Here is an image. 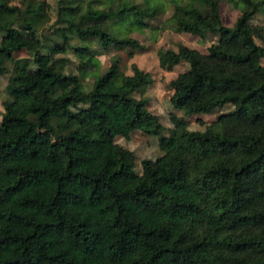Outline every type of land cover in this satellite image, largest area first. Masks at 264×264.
<instances>
[{
    "label": "trees",
    "instance_id": "obj_1",
    "mask_svg": "<svg viewBox=\"0 0 264 264\" xmlns=\"http://www.w3.org/2000/svg\"><path fill=\"white\" fill-rule=\"evenodd\" d=\"M12 1L0 0V75L12 67L0 122V264H264V29L252 24L264 0H229L239 11L231 27L221 0L172 2L178 33L219 38L204 54L158 52L165 72L188 65L168 84L169 104L186 116L234 108L204 132L172 114L162 156L143 160L140 174L115 139L162 130L148 100L134 97L153 80L134 64L125 75L117 58L100 71L92 45L141 49L112 26L133 18L146 27L142 17L161 8L56 0L47 27L54 10L44 1ZM68 54L92 69L89 91Z\"/></svg>",
    "mask_w": 264,
    "mask_h": 264
},
{
    "label": "rangeland",
    "instance_id": "obj_2",
    "mask_svg": "<svg viewBox=\"0 0 264 264\" xmlns=\"http://www.w3.org/2000/svg\"><path fill=\"white\" fill-rule=\"evenodd\" d=\"M21 1L22 0H13L11 5L20 6ZM39 1H44L51 10H54L56 7V0ZM228 2L229 0H221L220 12L224 25L231 27L235 19L239 16V11L233 9ZM147 3L148 0H145V4ZM103 6L104 5L99 6L98 9H104ZM156 6L161 8L160 13L153 16L142 17V21L146 24V27L139 29L136 26H132L130 23L133 22V18H129L126 20V23L121 26H112V33L117 34L116 36L128 37L136 41L141 49H131L129 47L116 50L111 48L106 52H101L96 45H92V50L95 52V60L99 64L100 71L105 72L110 66L111 61L117 58L120 61V69L125 75H132L131 66L134 64L141 71L148 73L153 80L150 86L145 87L144 90L139 93H135L134 97L137 99L145 98L148 100L147 108L152 114L159 118L162 130L156 136H145L139 131H135L131 134L129 140L124 139L125 144L123 147L126 149H128L130 145H137L136 150L133 153L135 154V172L138 174L141 173V162L143 160H155L162 156V152L159 150V144L168 141L173 134V125L170 121L172 114L183 118L187 122L188 128L196 125L199 128L204 129L205 125L215 121L218 116L231 112L234 108L231 105H227L210 114H198L192 116H186L181 111L172 108L169 104L172 91H170L168 84L179 74L187 71L188 65L180 64L176 66L172 72H165L159 67L158 52L167 49L175 51L179 45H184L204 54L211 45L217 43L219 36L211 33H207L203 36L178 33L175 23L170 19L172 7L169 6L168 0H163V2H159L158 0ZM55 17L56 14L54 10L50 15L47 27H50L55 22ZM4 21L12 23L15 27L19 25L17 15H6ZM252 24L264 29V5L259 8L258 13L252 20ZM48 33L47 30L43 32L45 35ZM71 44L78 45L79 41L76 38H73ZM101 56H107L109 59L104 64H101ZM27 58L28 57L25 53L18 54L16 57L18 61L15 66L19 68L23 67L24 63L20 61V59ZM67 58L69 60V68L72 71V74L77 76L83 88L86 91H89L94 81L93 77H95L89 75L91 74L92 69L80 68L78 60L71 54H68ZM9 71L8 74L0 75V106L3 107L4 104L10 100L6 87L12 77L11 66ZM166 81L168 82L166 83ZM158 107L165 109L166 114L164 116L157 115ZM169 125H171V127H169ZM119 139V137L116 138L115 142Z\"/></svg>",
    "mask_w": 264,
    "mask_h": 264
},
{
    "label": "clouds",
    "instance_id": "obj_3",
    "mask_svg": "<svg viewBox=\"0 0 264 264\" xmlns=\"http://www.w3.org/2000/svg\"><path fill=\"white\" fill-rule=\"evenodd\" d=\"M157 2H158V0H148V3H147L146 6L148 8H153V7L156 6ZM159 2H163V0H159ZM172 2H173V0H168L169 6L172 5ZM186 2H187V0H174V3H175L176 6H183V4L186 3ZM125 3L127 5V7L131 9V8H133L134 5H144L145 4V0H125ZM107 7H108L107 4H105L103 6V8H107ZM240 7L243 9L245 6L243 4H241ZM108 59H109V57H107V56H101L100 57V63L104 64ZM167 82L168 81H166V83ZM171 94L175 95V92L173 91ZM4 113H5L4 107L0 106V114H4ZM165 114L166 113H165V109L164 108H162V107H158L157 108V115L164 116ZM2 120H3V115H0V122H2ZM169 127H171V125H169ZM187 130L189 132L197 131V130L200 131V132H204L203 128H199L196 125H193V126L189 127ZM116 143L119 146L123 147L124 144H125L124 137L121 136L120 139L118 141H116ZM136 147H137V145H130L129 148H128V151L134 152L136 150Z\"/></svg>",
    "mask_w": 264,
    "mask_h": 264
}]
</instances>
